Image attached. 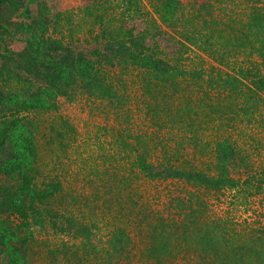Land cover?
I'll return each mask as SVG.
<instances>
[{
  "label": "trees",
  "instance_id": "1",
  "mask_svg": "<svg viewBox=\"0 0 264 264\" xmlns=\"http://www.w3.org/2000/svg\"><path fill=\"white\" fill-rule=\"evenodd\" d=\"M231 1L195 0L184 5L181 0H87L76 10L56 13L50 23L35 24L30 2L0 0V11L9 8L11 14L19 11L23 17L13 32L2 29L6 19L0 16L2 32L25 44L20 53L8 51L0 63V151L9 148L0 174L19 182L10 207L18 225L0 221V246L7 264H28L23 246L28 244L30 228L43 227L47 221L54 228L55 219L66 212L63 182L58 176H44L32 127L36 125L37 130L39 116L57 111V98L68 97L76 89L110 104L120 102L104 67L135 73L143 116L158 131L215 135L213 130H229L259 112L264 105V1L255 0L241 17ZM220 3H225L226 10ZM86 28H96L95 38L105 46V52L94 59L66 49ZM204 58L213 63L208 70L202 67ZM187 61L192 62L190 68ZM46 124L42 137H49V145L57 141L62 149L75 140L76 130L69 120L55 115ZM237 157L235 146L219 135L213 174L154 166L141 155L133 164L147 179H179L205 192L227 190L247 199L263 184L264 166L257 174L235 179L229 166ZM38 178L43 179L41 190L35 183ZM128 194L131 199L138 196L135 188ZM69 207L68 227L75 232L70 234L74 241L46 248L42 262L50 257L55 261L59 254L57 264H125L117 253L127 244L122 242L128 239L123 225L117 222V215L121 223L125 214L119 216L115 210L114 219L105 222L92 213L89 227L75 218L76 208ZM134 209L130 208V214ZM144 210L148 234L140 258L145 264H174L188 252L199 264H264V230L253 221L242 227L232 217L204 219L183 228L181 224L177 232L175 223L157 217L146 206ZM131 224L128 220L125 226L130 229ZM20 230L26 232L23 237ZM102 231L104 236L93 240Z\"/></svg>",
  "mask_w": 264,
  "mask_h": 264
},
{
  "label": "rangeland",
  "instance_id": "2",
  "mask_svg": "<svg viewBox=\"0 0 264 264\" xmlns=\"http://www.w3.org/2000/svg\"><path fill=\"white\" fill-rule=\"evenodd\" d=\"M20 1L31 3L33 14L36 16L35 24L50 23L56 13L76 10L87 2V0ZM181 1L185 5L195 0ZM255 2L232 0L230 5L241 17L247 14V8ZM220 6L225 10L227 8L225 3ZM0 12V16L6 19L1 26L2 29L8 28L14 32L16 27L14 24L17 25L23 18L20 12L11 14L9 8H4ZM2 29L0 28V63L8 51L20 53L25 48L23 42L3 33ZM96 36V28L89 31L86 28V33L82 34L79 40L66 44V49L84 53L93 59L97 58L98 53L105 52V46L102 41L95 38ZM189 56L194 62L200 63L199 58L192 53ZM204 59L202 67L208 70L213 63L207 58ZM187 63L186 67L190 68L192 62ZM104 70L108 72L107 77L112 80L120 102L110 104L106 100L92 98L76 89L70 92L68 97L57 98V111L39 116L37 130L36 125L32 127L39 148V164L44 170V176H58L63 182L65 194L63 207L66 212L63 217L55 219L58 225L54 228L51 221H47L43 227L34 225L30 228L28 244L23 246L28 264H57L59 254L55 261L49 256L50 258L42 262L46 248L55 246L60 248L62 241H74L70 235L74 230L68 227V222L72 220L68 211L70 204L76 208L75 218L89 227L92 222H89L88 218L92 213L105 222L111 217L114 219L115 210L119 212V216L120 212L125 214L120 218L121 223L117 215V222L123 225L122 228L125 230L122 233H126L128 237L127 240H122L123 244L127 242L125 247L117 249V253L123 258L121 261L125 264H145L140 258L143 257L147 245L148 232L144 226L147 216L145 206L157 217L175 223L177 232H181L179 228L181 224L183 228L188 223L192 225L194 221L226 217L234 218L233 220L242 227H247L253 221L256 227L264 230V182L259 189L247 194V199H242L237 192L227 190L218 193L205 192L202 187L179 179H147L133 164L135 157L141 155L154 166L163 168L171 166L213 174L214 144L220 135L229 139L235 146L238 156L229 166L230 175L243 180L249 175L257 174L264 166V105L250 120L234 123L229 130L217 132L213 130L212 133H216L215 135L207 132L204 133L205 136L200 137L201 132H198L193 137L192 134L177 130L158 131L152 128L143 116L141 92L135 73L120 67H104ZM55 115L69 120L76 130L75 140L69 147L59 149L57 141L49 145V137H42L47 133L46 123ZM8 153L9 148L0 151V163ZM35 183L38 190L43 188V179L38 178ZM18 184L16 177L0 174V221H7L13 227L18 225V221L10 207L13 195L18 192ZM130 188L137 190V197L134 196L132 199L129 197ZM38 190L36 191L39 192ZM118 199L120 201H117ZM132 207L135 209L133 214H130ZM139 211L141 215L139 213L135 216ZM103 212L106 215L102 216ZM128 220L132 223L130 229L125 226ZM120 232L119 238H122ZM94 233L95 230L92 229V234ZM25 234V231L20 230V237ZM103 236L104 231L98 233L93 240ZM183 255V258L180 257L174 264H199L191 252ZM0 264H7L5 249L1 246Z\"/></svg>",
  "mask_w": 264,
  "mask_h": 264
}]
</instances>
